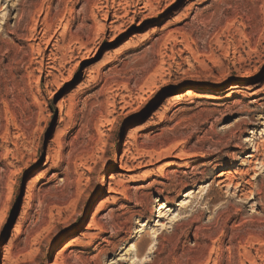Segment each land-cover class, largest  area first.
I'll return each mask as SVG.
<instances>
[{"label": "rangeland", "instance_id": "374dc122", "mask_svg": "<svg viewBox=\"0 0 264 264\" xmlns=\"http://www.w3.org/2000/svg\"><path fill=\"white\" fill-rule=\"evenodd\" d=\"M19 259L263 262L264 0H0V264Z\"/></svg>", "mask_w": 264, "mask_h": 264}, {"label": "bare ground", "instance_id": "6f19581e", "mask_svg": "<svg viewBox=\"0 0 264 264\" xmlns=\"http://www.w3.org/2000/svg\"><path fill=\"white\" fill-rule=\"evenodd\" d=\"M112 25L114 24V22L113 23H111ZM134 113V111L133 110H129L128 112H127V114H126V116H130V115H132ZM240 119H238V120H236L235 122H233L232 124H230V125H228L227 126V128H230L231 129V127H233V126H235L236 124H238V123H240ZM247 131V130H246ZM252 133V132H251ZM246 142L247 143H252V141L251 140H246ZM246 142H245V144H246ZM254 143V142H253ZM250 146H251V144H250ZM258 149V148H257ZM253 156H250V158H252ZM139 167H141L142 166V163H139V165H138ZM126 168H128V167H126ZM130 168V167H129ZM230 179V178H229ZM89 183V188H88V190H91V188L95 185V184H98V178H89V181H88ZM225 182V181H224ZM224 182H223V184H224ZM239 188H245L242 184H236V187H235V190H237V189H239ZM87 190V191H88ZM87 191H85V193L83 194V195H86V193H87ZM244 191V189H242L240 192H243ZM188 193V192H187ZM192 194V192L191 193H189V194H186V196H183V197H185V198H190V195ZM251 194V193H250ZM249 194V198H250V200L252 199V195H250ZM160 209H164V207L163 206H161L160 207ZM67 220V218L63 221V223L65 222ZM68 221V220H67ZM177 222H178V220H177ZM165 225H162V230H164L165 228ZM60 229V226L58 225V226H55L54 227V232H51L52 234L54 233H56L58 230ZM155 236H154V238L155 239H157L158 240V238H159V234L156 236V233L154 234ZM137 252V251H136ZM38 253L39 252H37V255H38ZM35 256V255H34ZM145 257V256H144ZM143 257V258H144ZM19 262H18V264H24L26 261H25V259L23 260V259H19L18 260ZM142 261V263H143V260H141ZM145 261V260H144ZM140 264V263H139ZM261 264H264V260H263V262L261 263Z\"/></svg>", "mask_w": 264, "mask_h": 264}]
</instances>
